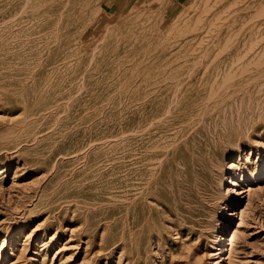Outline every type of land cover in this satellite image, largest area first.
I'll list each match as a JSON object with an SVG mask.
<instances>
[{"label":"rangeland","instance_id":"rangeland-1","mask_svg":"<svg viewBox=\"0 0 264 264\" xmlns=\"http://www.w3.org/2000/svg\"><path fill=\"white\" fill-rule=\"evenodd\" d=\"M125 3L0 0V264H264V0Z\"/></svg>","mask_w":264,"mask_h":264},{"label":"bare ground","instance_id":"bare-ground-1","mask_svg":"<svg viewBox=\"0 0 264 264\" xmlns=\"http://www.w3.org/2000/svg\"><path fill=\"white\" fill-rule=\"evenodd\" d=\"M136 85L131 90L132 95V114H133V122L135 124V132L136 134H141V139L145 140L146 138L149 140H152L151 137L153 134L154 127L156 126L153 122L158 119H166L164 114H152L147 115V109L148 107L153 103V99H157V95L161 90L160 83L156 81H149V80H143L138 83H135ZM165 85L164 84V91H165ZM184 88L183 82L176 83L172 86V89L174 90V94L179 93V100H181L182 92H179V88ZM210 96V95H209ZM207 97V96H206ZM197 113V111H196ZM191 117H189L187 120L182 122V130L185 132L184 137H186L183 140V146L185 147V150L188 148L189 145V139L191 136H195L199 133L198 125H192L193 117H196L195 110L193 112H189ZM180 138L182 137L179 135ZM199 137V136H198ZM194 143V140L192 141V144ZM221 143L228 144L230 141L224 136L221 135L219 139L211 144H201L199 142V148L196 152L198 156H201V160L194 159L193 161H188L184 165L186 168L185 172L186 174H191L192 171L198 174V171L202 172H215L219 171L223 167V160H224V151L221 148ZM152 143H148L145 146H143V151L145 157H148V151L150 147H152ZM195 148V147H194ZM228 156V155H227ZM226 156V157H227ZM200 182V181H199ZM123 237V236H122ZM233 248V247H232Z\"/></svg>","mask_w":264,"mask_h":264},{"label":"crops","instance_id":"crops-1","mask_svg":"<svg viewBox=\"0 0 264 264\" xmlns=\"http://www.w3.org/2000/svg\"><path fill=\"white\" fill-rule=\"evenodd\" d=\"M114 3H116V7L125 5V0H112Z\"/></svg>","mask_w":264,"mask_h":264}]
</instances>
